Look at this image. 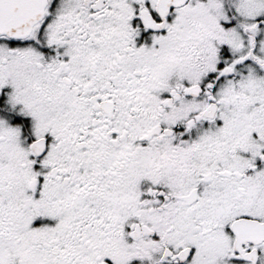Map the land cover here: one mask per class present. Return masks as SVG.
<instances>
[{
	"label": "snow or ice",
	"instance_id": "snow-or-ice-1",
	"mask_svg": "<svg viewBox=\"0 0 264 264\" xmlns=\"http://www.w3.org/2000/svg\"><path fill=\"white\" fill-rule=\"evenodd\" d=\"M0 264H264V0H0Z\"/></svg>",
	"mask_w": 264,
	"mask_h": 264
}]
</instances>
